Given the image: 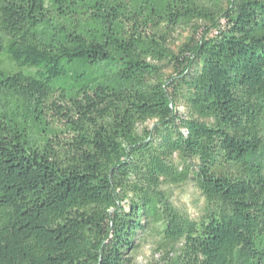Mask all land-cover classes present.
I'll return each instance as SVG.
<instances>
[{
    "label": "trees",
    "instance_id": "16d2710c",
    "mask_svg": "<svg viewBox=\"0 0 264 264\" xmlns=\"http://www.w3.org/2000/svg\"><path fill=\"white\" fill-rule=\"evenodd\" d=\"M148 245L264 264V0H0V264Z\"/></svg>",
    "mask_w": 264,
    "mask_h": 264
},
{
    "label": "rangeland",
    "instance_id": "374dc122",
    "mask_svg": "<svg viewBox=\"0 0 264 264\" xmlns=\"http://www.w3.org/2000/svg\"><path fill=\"white\" fill-rule=\"evenodd\" d=\"M188 35V31H182L179 35H177V39L175 40L176 46L175 49L179 46L180 43L184 41V38ZM181 110L184 111L183 107H180ZM152 126V122L148 124ZM172 192V200L183 210L187 211L191 214L192 217H198L202 208L205 205V199L196 188L193 180L188 181L187 183L181 186H170L168 187ZM153 256V248L151 245L145 246L141 253L138 255L139 263H146L149 259H152ZM158 257V255H156Z\"/></svg>",
    "mask_w": 264,
    "mask_h": 264
}]
</instances>
